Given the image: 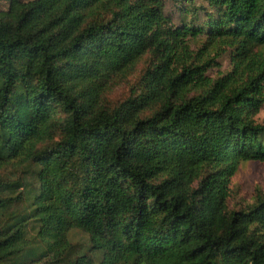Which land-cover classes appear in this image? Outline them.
I'll use <instances>...</instances> for the list:
<instances>
[{
	"label": "trees",
	"instance_id": "16d2710c",
	"mask_svg": "<svg viewBox=\"0 0 264 264\" xmlns=\"http://www.w3.org/2000/svg\"><path fill=\"white\" fill-rule=\"evenodd\" d=\"M202 1L0 12V264H264V0Z\"/></svg>",
	"mask_w": 264,
	"mask_h": 264
},
{
	"label": "rangeland",
	"instance_id": "374dc122",
	"mask_svg": "<svg viewBox=\"0 0 264 264\" xmlns=\"http://www.w3.org/2000/svg\"><path fill=\"white\" fill-rule=\"evenodd\" d=\"M16 1L22 3H29L34 2L36 0H0V12L8 11L12 7V4ZM197 2L199 4H203L202 0H197ZM206 39L207 38L202 37L199 41H197V43H194L193 49L196 51L200 50L202 44L206 43ZM216 54L217 53L215 52L212 53L211 57L216 60V63L220 65V68L215 67L207 73V75L213 79L217 78L220 73L227 74L232 70L229 51L227 53L225 52L221 54L218 58ZM122 91L126 93V90L120 89L119 91H115L112 96L120 97ZM256 120L259 124L264 125V107L261 109ZM13 174V177H16L17 179H27V177L22 174L20 170H14ZM256 187H264V164L257 162H248L241 164L231 184V188L233 189V205L245 207L246 205L250 204L252 202L251 199L254 195ZM20 208L21 207L16 209ZM11 212H13V210H9L6 213V216H8ZM71 242L73 243V246H75L77 249L88 247L87 236L79 231H73V233L71 234ZM89 255L92 254L89 253ZM28 258V255L22 257L17 262V264L26 263ZM28 260L30 261V259Z\"/></svg>",
	"mask_w": 264,
	"mask_h": 264
}]
</instances>
